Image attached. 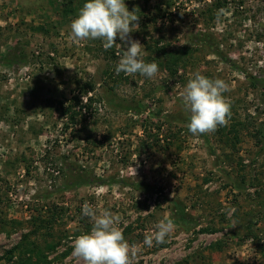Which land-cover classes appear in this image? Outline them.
<instances>
[{"label":"rangeland","instance_id":"obj_1","mask_svg":"<svg viewBox=\"0 0 264 264\" xmlns=\"http://www.w3.org/2000/svg\"><path fill=\"white\" fill-rule=\"evenodd\" d=\"M217 1L125 0L149 79L116 73L119 37L72 41L87 0H0V264H83L85 202L118 217L131 264H264V0ZM196 72L228 84L231 116L194 136Z\"/></svg>","mask_w":264,"mask_h":264},{"label":"clouds","instance_id":"obj_2","mask_svg":"<svg viewBox=\"0 0 264 264\" xmlns=\"http://www.w3.org/2000/svg\"><path fill=\"white\" fill-rule=\"evenodd\" d=\"M134 13L129 11L125 0H87L71 22V39L77 44L86 39L102 40L107 50L117 43L119 37L127 47L116 65V73H139L151 79L158 73L159 66L155 61L145 62L143 45L130 39V33L139 21ZM228 90V84L222 79H211L200 72L193 74L180 93L184 109L190 114L187 127L192 135L213 133L219 126L227 125L231 105L223 93ZM82 212L93 220V226L90 233L73 240V255L83 264H131L136 246L125 239L117 223L118 217L109 210L97 214L88 202L83 205ZM173 230V221L162 219L154 233L145 235L144 244L148 247H152L153 242L163 244Z\"/></svg>","mask_w":264,"mask_h":264},{"label":"trees","instance_id":"obj_3","mask_svg":"<svg viewBox=\"0 0 264 264\" xmlns=\"http://www.w3.org/2000/svg\"><path fill=\"white\" fill-rule=\"evenodd\" d=\"M220 2H221V0H218V1H217L218 4H221ZM2 59H4V60L6 59V54H5V55H0V60H2ZM260 132H261V135L264 136V131H263V130H260ZM22 245H23V244H19L17 247H16V246H15V247H16V248H21L20 246H22ZM25 250H27L26 245H25ZM40 261H42L41 264H47V263L45 262L43 256H42V258L39 259V263H40Z\"/></svg>","mask_w":264,"mask_h":264}]
</instances>
